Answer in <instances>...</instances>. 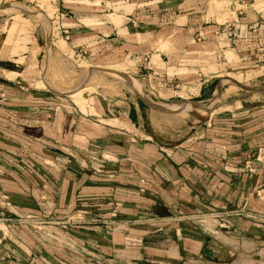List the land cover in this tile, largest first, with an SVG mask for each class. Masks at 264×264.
Listing matches in <instances>:
<instances>
[{
    "label": "crops",
    "instance_id": "1",
    "mask_svg": "<svg viewBox=\"0 0 264 264\" xmlns=\"http://www.w3.org/2000/svg\"><path fill=\"white\" fill-rule=\"evenodd\" d=\"M263 1L57 6L67 50L54 44L53 66L69 70L71 56L129 62L149 98L178 109L219 93L200 126L190 127L185 111L164 116L119 82L80 103L53 88L68 86L67 77L36 90L48 42L38 26L27 56L0 58V239L7 222L15 226L0 243V264H229L250 256L264 264V173L247 167L264 146V93L237 82L248 94L230 101L227 84L237 72L264 87V54L250 29ZM225 25L236 37H226Z\"/></svg>",
    "mask_w": 264,
    "mask_h": 264
},
{
    "label": "rangeland",
    "instance_id": "2",
    "mask_svg": "<svg viewBox=\"0 0 264 264\" xmlns=\"http://www.w3.org/2000/svg\"><path fill=\"white\" fill-rule=\"evenodd\" d=\"M60 1L61 0H0V7L12 6V10L0 11V58L2 60H8L12 59V57H15L16 55H19L20 57L27 56L29 54L28 52L30 51L29 49H27L26 45L31 42L33 36L31 29L34 26H38L39 33L43 34L44 36L46 34L48 36V39L50 36L52 37V45L51 48H49V43L47 42L46 44L45 42H43L42 49L44 52L42 56H45V59L43 63L41 61L39 69L38 71H36L39 75L38 79L36 80L38 83H33L36 90L49 92L48 89H50L52 91L49 85L46 84V81L49 82V77L52 79L54 78V80L60 79L59 82L61 83L63 80L62 78L67 77V81L69 80L68 86H52L55 90L65 92L67 94L65 95V97L70 102L80 103L85 99V93H87L89 96H93L96 93H102L103 90L105 91L107 89V85L105 84L106 81L119 82L124 84L125 87L128 88V90L133 94H137L136 90L138 92L140 90L139 93L141 94V96L149 99L151 103L162 109H174V107L164 105L159 101H155L149 98V95L147 94L143 83L132 77L133 72L129 67V62H123L114 66H111L110 64L96 65L94 63H81L77 58L71 56V67L69 68V70L66 65L64 67V62L60 65L53 66L52 57L53 55L56 56V53H58V49L55 45H57L59 49H62L64 51L67 50L66 45L63 43L60 36H58L61 28V21L60 19H57L58 12L56 13L55 10L57 9V6H59ZM16 6L24 7L27 11H37L44 16H48L52 24V31H48L46 26L47 24H44L45 22L43 20H38L39 18L37 17V15H33V13L31 14L29 12L19 13L20 9ZM222 7L223 4L217 5V9H222ZM57 41H59V43H57ZM65 58L68 59V57ZM114 71H121V73H123L124 75H127L128 73V76L131 75L132 80L134 79L132 85L133 87L135 86L136 89L131 88V86L127 84L126 80H124L121 76L114 74ZM229 77L230 79L227 84L230 85L231 90L234 92L228 98L230 101H233L235 98H239L242 95L248 94L247 89L257 86L252 80L250 81V79L247 80L246 77L244 78L242 76H239L237 72L230 74ZM237 82L248 88L246 89L238 86ZM82 89L86 90L83 91ZM74 91H81V93L77 92L78 94H72ZM217 98H220L219 93L217 94V97L213 98V100L208 104L196 105V108H198L199 110L197 109L195 111H190L188 115H185V117L189 118L188 121L190 127L200 126L201 123L205 122L210 117V114L212 112L211 108L214 109L218 104H216V101L214 100ZM210 109L211 111H209ZM162 114L164 116H167V114ZM11 261L12 260L5 261L4 264H12L10 263ZM91 264H95V262L92 261ZM229 264H260V260H257L253 256H250L249 258H242L238 260L234 259Z\"/></svg>",
    "mask_w": 264,
    "mask_h": 264
},
{
    "label": "built area",
    "instance_id": "3",
    "mask_svg": "<svg viewBox=\"0 0 264 264\" xmlns=\"http://www.w3.org/2000/svg\"><path fill=\"white\" fill-rule=\"evenodd\" d=\"M61 17H64V15L61 14ZM57 19H59V18L57 17ZM222 28H223L222 31L226 35L227 38L231 39V38L236 37V34H235L234 30L232 29L231 25H225ZM250 29H251L252 33H254L256 35V37H255L256 38V45H257L256 52L260 56L259 58H261L264 54V13L261 14L259 22L257 24L250 26ZM253 164H256L257 167H259V169L264 173V146L258 148L253 160L248 163L247 167L252 168ZM26 221L22 222V224H27L28 222H26ZM7 223H8L7 225H8L9 229H7V230L2 229L3 230V239L2 240L0 239V243L3 242V240L6 239V237H10V235H9L10 231L9 230L14 229V227H15L14 223H12V222H7ZM68 224L69 223L61 224V228H64L67 230L69 228ZM36 229L38 231H40L42 228L40 227V225H37ZM27 264H39V263L37 262V260L35 258H29L27 260ZM127 264H132V263H127Z\"/></svg>",
    "mask_w": 264,
    "mask_h": 264
},
{
    "label": "water",
    "instance_id": "4",
    "mask_svg": "<svg viewBox=\"0 0 264 264\" xmlns=\"http://www.w3.org/2000/svg\"><path fill=\"white\" fill-rule=\"evenodd\" d=\"M11 9H12V6H4V7H1L0 8V11L1 10H11ZM48 43H49L48 44V47L51 48V45H52V37L51 36L48 39ZM114 74L121 76L124 80H126L127 84L129 86H131V88H134L133 85H132V83H131V81H130V79L126 75H124L123 73H120V72H114ZM250 91H252V92H263L264 93V87H261V88H252ZM136 92H137V94L143 100H145V101H147L149 103V105L151 106V108H153L157 112L164 113V114H175V113L177 114V113H182V112L186 111V109H187V107H183V108H180L178 110H166V109H162V108L156 106L155 104L151 103L149 99L144 98L143 96H141V94L137 90H136ZM214 100L216 101L217 99H214ZM196 105H199V104H196L195 103L194 106H196Z\"/></svg>",
    "mask_w": 264,
    "mask_h": 264
},
{
    "label": "bare ground",
    "instance_id": "5",
    "mask_svg": "<svg viewBox=\"0 0 264 264\" xmlns=\"http://www.w3.org/2000/svg\"><path fill=\"white\" fill-rule=\"evenodd\" d=\"M17 8H19L20 9V12L19 13H21V12H29V13H33V15L35 14V15H37V17L39 18L38 20H43L44 22H42V23H44V24H47L46 26H47V29H48V31L49 32H51L52 31V24H51V22H50V19H49V17L48 16H44V15H42L41 13H39V12H37V11H27L24 7H19V6H16ZM21 8H23V9H21ZM12 10V9H11ZM16 13V12H15ZM30 14V15H31ZM18 15V14H17ZM41 22V21H40ZM15 24V23H14ZM114 72H120L121 73V71H114ZM232 79V78H231ZM77 92H80L81 93V91H74L72 94H78ZM83 92V91H82ZM139 92H140V90H139ZM79 93V94H80ZM221 96V95H220ZM218 99V98H217ZM218 100H216V102H217ZM183 104H185V103H183ZM189 104V103H188ZM190 105H192V106H188L187 107V111H185L184 113H185V115L188 113V111L190 112V111H195V110H197L198 108H196V106L195 107H193L194 106V104H190ZM185 106V105H184ZM171 107V106H170ZM202 108V107H201ZM175 110H178V108H174ZM173 109V110H174ZM204 109V108H203ZM211 109H213V108H211ZM211 109L209 110V111H211ZM199 110V109H198ZM206 110V109H205ZM208 111V110H207ZM192 113V112H191ZM193 113H195V112H193ZM201 113V112H200ZM206 113V112H205ZM199 114V113H198ZM195 115V114H194ZM200 117V116H199Z\"/></svg>",
    "mask_w": 264,
    "mask_h": 264
}]
</instances>
